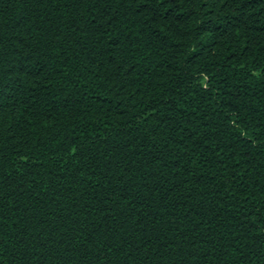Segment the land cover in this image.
<instances>
[{
  "label": "trees",
  "instance_id": "obj_1",
  "mask_svg": "<svg viewBox=\"0 0 264 264\" xmlns=\"http://www.w3.org/2000/svg\"><path fill=\"white\" fill-rule=\"evenodd\" d=\"M0 264H264V0H0Z\"/></svg>",
  "mask_w": 264,
  "mask_h": 264
}]
</instances>
